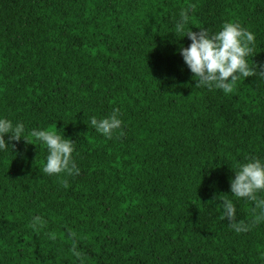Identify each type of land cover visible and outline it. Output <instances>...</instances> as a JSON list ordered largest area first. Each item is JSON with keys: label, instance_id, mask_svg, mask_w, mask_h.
Here are the masks:
<instances>
[{"label": "trees", "instance_id": "16d2710c", "mask_svg": "<svg viewBox=\"0 0 264 264\" xmlns=\"http://www.w3.org/2000/svg\"><path fill=\"white\" fill-rule=\"evenodd\" d=\"M188 5V31L255 35L254 72L230 93L196 84L179 53ZM260 65L264 0H0V117L28 140L0 151V264H264V221L230 189L264 159ZM114 111L108 138L91 119ZM33 129L74 141L79 173H44Z\"/></svg>", "mask_w": 264, "mask_h": 264}, {"label": "clouds", "instance_id": "9594fccd", "mask_svg": "<svg viewBox=\"0 0 264 264\" xmlns=\"http://www.w3.org/2000/svg\"><path fill=\"white\" fill-rule=\"evenodd\" d=\"M191 7L188 5L180 11L174 26L175 34H180V37L187 34L191 41L187 47L181 46L179 53L189 70L198 78L196 84L230 93L239 76L249 77L254 72L247 57L253 52L255 35L235 21L224 23L221 30L213 33H209L206 28H201L198 32L188 31L185 26L189 21ZM259 67L264 69V65ZM255 71L264 76V70ZM91 124L98 132L111 138L113 132L121 128L122 121L114 111L101 119L93 117ZM6 134H9L7 141L25 138L24 125L19 122L14 124L10 119L0 117V151L6 150L9 145L5 139ZM31 135L47 148L44 173H79L73 159L74 141L58 131L44 129H33ZM230 189L235 197L253 201L255 222L264 221V159L253 156L238 164L235 177L230 180ZM222 215L238 233L248 231L251 227L250 224L236 222V208L232 200L223 201ZM40 222L41 217H33V227Z\"/></svg>", "mask_w": 264, "mask_h": 264}]
</instances>
